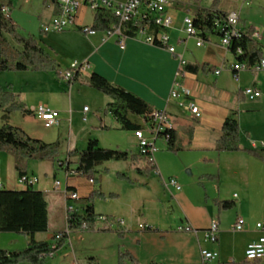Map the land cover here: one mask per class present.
I'll use <instances>...</instances> for the list:
<instances>
[{"label": "crops", "instance_id": "crops-1", "mask_svg": "<svg viewBox=\"0 0 264 264\" xmlns=\"http://www.w3.org/2000/svg\"><path fill=\"white\" fill-rule=\"evenodd\" d=\"M35 0H0V5L11 7V18L20 32L31 34L58 65V71H0V89L12 90L19 100L34 111L45 105L59 113L58 124L48 125L34 112L13 111L9 114L0 110V126L5 124L18 127L29 136L47 143L61 142L58 161L28 160L21 163L25 175L38 178V183L27 186L20 182V163L15 154L0 150V192L5 190L43 192L48 203L49 228L47 232L35 234L37 241L53 243L54 235L65 231L67 224V203L83 213L92 192L99 190L107 197L97 199L95 211L98 215L118 217L125 221L120 226H108L96 222L93 230H71L64 247L52 257V264H118L120 250L130 252L140 264H222L248 261L264 264V260L249 261L245 251L249 244L264 235V229L257 223L264 222V160L246 151L264 150V69H247L235 80L230 66L237 57L221 44L218 31L207 32L202 46L189 37L184 29V15L168 6L174 23L168 29L170 43L184 54L189 65L196 71L185 69L177 76L179 61L168 50L137 41L128 37L121 62L105 58L108 46L96 42L75 60H88L90 69L78 75L73 84L62 80L60 72L71 63L65 62L51 42L53 34L42 32V25L48 23L58 13L55 0H39L38 7L29 5ZM41 2V3H40ZM261 9L264 3L261 1ZM28 13H37L41 24L40 33L28 28ZM45 8V9H44ZM31 11V12H30ZM236 13L234 10L225 11ZM95 19L87 7L77 14L78 26L92 27ZM181 23V25H179ZM240 28L249 32L259 31L256 40L264 59V16L261 24H256L240 16ZM80 40L89 44L88 35L78 29H69ZM262 32V33H261ZM105 32L90 33L91 37ZM137 39V40H136ZM221 70L220 73H216ZM99 73L116 85L143 98L152 109L166 111L174 122V144L163 135L155 141L154 166L139 154L135 130L123 129L114 116L106 112L109 101L106 94L88 86L93 73ZM179 82V96L173 97L174 82ZM255 87L261 97L251 100L244 90ZM191 96L187 97L185 91ZM96 97L101 102L92 101L93 108L84 110V122L77 125L75 99ZM192 101L199 109L193 113L189 108ZM93 109V110H92ZM236 117L240 124V147L238 151L227 148L232 137L223 131L227 118ZM129 119L139 128L145 127L143 116L129 115ZM90 139H97L100 146L127 151L136 155L134 161L112 160L96 168V184L90 177L77 169L78 157L69 158L72 150H84ZM59 161H63V167ZM72 161L67 165L65 162ZM149 169L148 173L144 171ZM118 173L128 178L118 177ZM176 179L181 185L166 186L165 181ZM62 185L56 189L55 181ZM78 192L77 201H68L65 189ZM110 194L116 197H109ZM231 201L232 207L222 209L220 203ZM239 217L246 221L243 231H234ZM53 220L62 225V230L53 231ZM219 224L216 242L206 238L205 232L212 223ZM141 225L145 227H141ZM73 233V234H72ZM47 235V240L42 236ZM29 237L16 232L0 230V250L21 251L29 244ZM78 247V248H77ZM80 247V248H79ZM217 253V257L204 262L202 251ZM51 258H48V260ZM91 259H98L92 262ZM46 264H50L47 262Z\"/></svg>", "mask_w": 264, "mask_h": 264}, {"label": "trees", "instance_id": "trees-1", "mask_svg": "<svg viewBox=\"0 0 264 264\" xmlns=\"http://www.w3.org/2000/svg\"><path fill=\"white\" fill-rule=\"evenodd\" d=\"M220 0H214L209 8H199L195 14V25L206 36L207 32L216 31V22L227 17L228 13L220 10ZM118 19L109 11L98 10L95 13L91 30L94 32H106ZM141 27L145 25L142 22ZM81 31V30H79ZM82 32V31H81ZM84 33V32H83ZM253 28L241 38V34H233V50L240 46L244 50L243 59L253 64L263 59V52L252 38ZM87 34V33H84ZM128 37H136L135 30H127ZM189 71H196L197 67L187 65ZM58 71V65L51 55L39 45L33 35H24L19 27L14 24L11 17H6L0 11V71ZM78 76L72 79L73 84ZM88 86L108 95L112 101L107 104L106 112L111 113L123 129L136 130L139 128L129 119V115L142 116L149 112L151 106L138 95L130 92L120 85H116L105 76L93 72L88 81ZM0 110L9 114L13 111L31 113L25 104L19 100V95L12 90L0 89ZM223 131L232 137V144L227 148L230 151H238L240 147L241 128L236 117H229L223 125ZM169 146L173 148L174 131H170ZM0 150L9 151L16 155L20 163L21 175L26 173L24 166L28 160L58 161L61 153V142L47 143L29 136L25 131L9 124L0 126ZM247 152L264 160V150L246 149ZM78 157L76 172L94 178L96 184L99 179L95 177L96 168L107 161L136 159V155L130 156L127 151L100 146L97 139H90L84 150H72L69 158ZM67 165L72 161L65 162ZM63 167V161H59ZM62 164V165H61ZM146 169L144 172L148 173ZM118 177L127 179L121 173ZM107 196L99 190L92 192L88 199V205L83 213H76L71 217V230L82 229L86 224L88 230H93L97 218L100 216L95 211L97 199ZM109 197H116L110 194ZM231 201L221 202L222 209L232 207ZM49 228L48 203L43 192L28 189L26 191L5 190L0 192V230L3 232H16L29 237L28 246L15 252L0 250V264H46L51 253H58L66 244L69 234L56 240L55 246L47 241H37L36 233L47 232ZM118 264H140L128 251L120 250ZM222 264H259V262L243 261L241 263Z\"/></svg>", "mask_w": 264, "mask_h": 264}, {"label": "built area", "instance_id": "built-area-1", "mask_svg": "<svg viewBox=\"0 0 264 264\" xmlns=\"http://www.w3.org/2000/svg\"><path fill=\"white\" fill-rule=\"evenodd\" d=\"M58 6V13L52 17V19L42 25V32H61L69 29H78L84 33H94L91 27L78 26L77 14L82 7H87L93 13L98 10H106L111 12L117 19L118 23L113 24L109 31L105 33L107 35L116 38L117 43L121 49H125L127 42V30H135L136 37L141 34L144 36L145 42L164 48L168 50L179 61V67L177 70V76H181L188 65L184 54L178 52L176 47L170 43V35L168 29L172 27L174 23L173 17L168 12V6L170 0H55ZM0 11L6 16L11 17V7L9 5H0ZM145 22V25L141 27V23ZM240 15L237 13H229L226 18L218 20L216 22V31L221 34V44L223 47L232 52L237 61L230 66L233 72L235 80L239 79L240 73L247 69L260 70L264 69V59L257 61L253 64H249L243 59L244 50L238 46L233 50V34H241V38L247 34L240 28ZM189 37H194L197 40V46H202L205 37L204 33L199 30L195 25V16L187 15L184 18V29ZM253 39L259 40L261 38L259 31H253L251 34ZM90 69V63L88 60H75L71 63L70 67L63 72H60L59 76L62 80L69 83L72 79L83 72H87ZM221 70H217L216 73H220ZM179 82H174V87L171 91L173 97L179 96L178 87ZM244 94L251 100H255L261 97L262 93L255 87H248L244 90ZM187 97L191 96L189 90L185 91ZM189 108L193 113H198L199 107L190 101ZM84 110H88L85 107ZM35 114L45 120L48 125L58 124L59 113L53 111L45 105H40L34 109ZM145 120V127L138 128L134 131L139 148V154L145 158V160L152 166H154V153L157 150L155 141L160 135H163L167 141H169L171 135L170 131L174 128V122L171 116L164 110L151 109L146 114L142 115ZM62 165V164H61ZM20 182L27 186H33L38 183V178L30 177L28 175H21ZM91 183H94V178L89 179ZM166 186H174L177 190L181 189V185L176 179H170L165 181ZM62 182L60 180L55 181L56 189H60ZM65 197L68 201H77L80 197L78 192L66 188ZM67 224L66 229L63 232L54 235L53 246H55L56 240L64 237V234H69L71 231V217L76 214V208L73 204L67 203ZM97 221L111 226L118 224L120 226L125 224L122 218L110 217L100 215ZM246 221L243 217H239L234 225V231H243ZM141 227H145L141 225ZM257 228L264 229V222L257 223ZM82 230H88L86 224L82 225ZM219 224L214 221L210 228L205 232L206 238L212 242L218 240ZM217 253L207 250L202 251V258L204 262L211 261L217 257ZM55 256V253H51L49 258ZM245 257L249 261L264 260V235L257 241L248 245L245 251ZM70 264H79L76 260H73Z\"/></svg>", "mask_w": 264, "mask_h": 264}, {"label": "rangeland", "instance_id": "rangeland-1", "mask_svg": "<svg viewBox=\"0 0 264 264\" xmlns=\"http://www.w3.org/2000/svg\"><path fill=\"white\" fill-rule=\"evenodd\" d=\"M38 1L39 0H35L31 2L29 1L30 3L24 1V3L25 4L29 3V5H34V7L37 8ZM261 1L264 3V0H220L219 8L222 11L234 10L242 18H247L256 24H261L264 16V10L261 9L260 7L262 6ZM213 2L214 0H170L169 6L177 9L180 15H184L185 18L187 15L195 16L199 8L211 7ZM24 8L25 7H23V9L21 10L22 11L21 13H23L22 15L31 14L32 16V17L27 16V20L29 22L27 23L28 28H30V30H33L35 34H39L41 28L40 26L42 22L39 21L37 17L38 16L37 13H28L24 11ZM179 25H181V23ZM56 33L57 34L52 35V31L50 32L49 35H52L51 42L54 44L59 54H61L64 61L68 63H71L72 60L78 58V56L85 49L87 50L88 47L95 46L96 42L106 43L108 40L110 41L111 39H114L112 36L107 35L106 33L96 34L92 37L90 36L91 34H89L87 38L89 44H86L84 40H80L76 35L72 34V33H77L79 35L80 33L78 32L72 31L70 34L61 33V32H56ZM137 39H136L137 41H141V39L144 41V36L139 34L137 36ZM108 47H109L107 50L108 52L105 53L106 56L105 58L109 57L111 60L113 59L114 62H121L124 59V52L119 48V44L117 43L116 39H114V41H111ZM106 97L107 99H109V101L112 100L111 97L109 96ZM92 101L101 102L100 99L97 98L96 100V97H90V96L88 97L83 96L75 99L76 111L78 114L76 118L77 125L81 124V122L82 123L84 122L83 120V117L85 115L84 106L88 105L91 106V108H93ZM62 228H63L62 225L57 224L56 221L53 220V225H52L53 231L62 230ZM41 238L42 240H47V235H44ZM56 254L57 253H55V255ZM53 259L54 258H51L47 262L52 264ZM97 260L98 259H91L92 262H95Z\"/></svg>", "mask_w": 264, "mask_h": 264}]
</instances>
